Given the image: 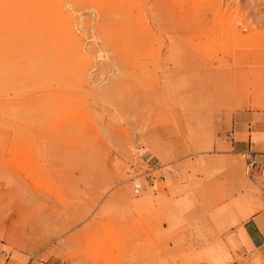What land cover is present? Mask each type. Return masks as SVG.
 Masks as SVG:
<instances>
[{
  "label": "rangeland",
  "instance_id": "1",
  "mask_svg": "<svg viewBox=\"0 0 264 264\" xmlns=\"http://www.w3.org/2000/svg\"><path fill=\"white\" fill-rule=\"evenodd\" d=\"M254 131L264 0H0V264H222Z\"/></svg>",
  "mask_w": 264,
  "mask_h": 264
},
{
  "label": "crops",
  "instance_id": "2",
  "mask_svg": "<svg viewBox=\"0 0 264 264\" xmlns=\"http://www.w3.org/2000/svg\"><path fill=\"white\" fill-rule=\"evenodd\" d=\"M252 133H254L257 143L262 147L264 142V133L260 131H254ZM252 133H250V137ZM230 147L234 150V152L229 153L228 151H225L217 153L216 157H213V160H229L233 156H236L238 153L244 151L245 145L242 143H235L230 145ZM236 162L237 164L235 165L234 171H228V174L230 175H228L226 179L232 176L236 180H240V186H242L243 189L240 188L236 194L237 197L235 195V198L233 201H229V204L235 205V200H238L240 205L243 204L254 210L246 218H242L241 206L238 205V207H234L229 214V218L226 220L221 215L218 216L220 217L218 218L219 224H221L223 228L228 226L227 230L224 232L226 239L223 241L224 245L228 248L226 249V260L222 262V264H264V208H259L260 206L258 205L259 196H263L264 192L261 190L262 188L260 186L262 185L260 180L248 178L244 174L243 169V175H241V162L240 160H237ZM170 172V177L172 178L170 180L171 182L180 176L177 173L172 171ZM162 174L167 180L166 175H164V173ZM217 177L219 180H222L223 178V176L218 175ZM256 181L259 183L256 184ZM251 188L253 192L251 191ZM229 204L227 206L230 207ZM231 219H234L235 222L229 223V220Z\"/></svg>",
  "mask_w": 264,
  "mask_h": 264
},
{
  "label": "built area",
  "instance_id": "3",
  "mask_svg": "<svg viewBox=\"0 0 264 264\" xmlns=\"http://www.w3.org/2000/svg\"><path fill=\"white\" fill-rule=\"evenodd\" d=\"M242 158L244 160V170L246 176L250 179L260 180L264 192V151L249 149L242 153ZM140 188L141 185L139 183H135L133 191L137 193Z\"/></svg>",
  "mask_w": 264,
  "mask_h": 264
},
{
  "label": "bare ground",
  "instance_id": "4",
  "mask_svg": "<svg viewBox=\"0 0 264 264\" xmlns=\"http://www.w3.org/2000/svg\"><path fill=\"white\" fill-rule=\"evenodd\" d=\"M99 55H100V53H99ZM241 157H242V153H241ZM243 159V158H242ZM243 162H244V160H243ZM243 171H244V174H245V170H244V168H243ZM246 175V174H245ZM261 183V182H260ZM261 185H262V183H261ZM141 189V188H140ZM139 191V190H138Z\"/></svg>",
  "mask_w": 264,
  "mask_h": 264
}]
</instances>
